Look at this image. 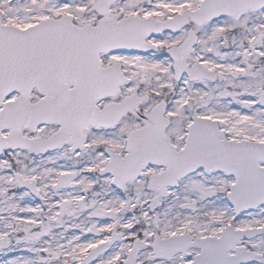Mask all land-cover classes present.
Wrapping results in <instances>:
<instances>
[{"label":"snow or ice","instance_id":"6c2138e0","mask_svg":"<svg viewBox=\"0 0 264 264\" xmlns=\"http://www.w3.org/2000/svg\"><path fill=\"white\" fill-rule=\"evenodd\" d=\"M0 264H264V0H0Z\"/></svg>","mask_w":264,"mask_h":264}]
</instances>
